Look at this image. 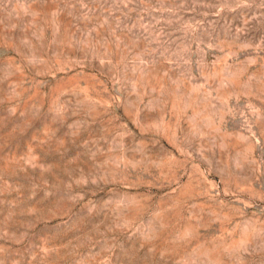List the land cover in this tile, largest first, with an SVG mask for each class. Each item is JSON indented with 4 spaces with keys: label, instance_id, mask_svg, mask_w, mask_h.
<instances>
[{
    "label": "rangeland",
    "instance_id": "obj_1",
    "mask_svg": "<svg viewBox=\"0 0 264 264\" xmlns=\"http://www.w3.org/2000/svg\"><path fill=\"white\" fill-rule=\"evenodd\" d=\"M0 264H264V0H0Z\"/></svg>",
    "mask_w": 264,
    "mask_h": 264
}]
</instances>
